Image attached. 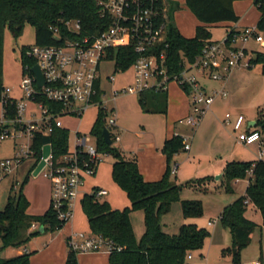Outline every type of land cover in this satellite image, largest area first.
I'll return each mask as SVG.
<instances>
[{
  "label": "built area",
  "instance_id": "obj_1",
  "mask_svg": "<svg viewBox=\"0 0 264 264\" xmlns=\"http://www.w3.org/2000/svg\"><path fill=\"white\" fill-rule=\"evenodd\" d=\"M98 14L107 20L104 29L95 33L82 34L79 19H66L64 24L72 37H61L57 27H53L60 44L29 45L23 56L33 60V64L23 65L20 82L22 95L16 99L8 96L10 88H4L0 110V141L10 139L18 144L12 158L0 160V184L13 173L25 159H33L34 165L42 160L38 171L50 182V207L59 221L67 223L75 214V204L84 194L80 187L87 177L94 176L104 156L109 155L97 147L96 139L90 142L89 133L75 130L72 146L56 154L51 143L41 147L39 156L33 149V138L37 134L48 135L54 128H67L64 117L81 116L89 107L97 105L107 111L104 127L114 142L120 140L121 130L117 124L113 107L103 104V89L100 87V65L109 57V51L119 46L133 45L138 54L132 63L133 82L114 94L141 93L146 90L166 91L171 82L176 83L188 95L189 112L179 119L194 131L210 110L217 97L225 98L227 90L207 88L203 80L225 81L235 69L251 67L252 54L249 44L258 43L264 47L263 31L256 25L227 28L220 40L206 41L201 52L192 62H184L178 73H168L165 49H158L166 35V7H160L158 0H96ZM37 64L43 82L38 84L32 71ZM110 80L112 77H108ZM98 81V85L96 82ZM98 96V98H97ZM9 98L14 101V113H9ZM50 102V103H46ZM222 123L231 128L236 140L243 144L258 142V159H264V135L256 127L244 128L247 119L242 113L233 115L227 111ZM68 129V128H67ZM69 130V129H68ZM188 139H184V149H189ZM50 149L43 156V147ZM174 169H172V172ZM37 174V175H38ZM251 175V171H249ZM90 193L101 198L108 194L104 187H92ZM216 219L208 221L209 225ZM31 228H38L32 223ZM67 247L76 253L112 249L121 246L90 231L72 230L66 238ZM23 253L29 252L26 248ZM191 253L188 254V258ZM241 264H261L258 260L243 261Z\"/></svg>",
  "mask_w": 264,
  "mask_h": 264
},
{
  "label": "trees",
  "instance_id": "obj_2",
  "mask_svg": "<svg viewBox=\"0 0 264 264\" xmlns=\"http://www.w3.org/2000/svg\"><path fill=\"white\" fill-rule=\"evenodd\" d=\"M235 0H185L186 5L200 22L195 26L194 35H183L172 21V15L177 4L172 0H158L160 7H166L167 28L164 41L158 49H165L168 73H178L184 62H192L201 52L206 41L213 40L209 25L223 21L236 22L233 2ZM259 10L256 26L264 32V0H252ZM79 19L82 34H90L104 29L108 22L98 14L96 0H0V100L4 89L2 82V51L4 29L8 27L12 36L18 38L25 23L33 25L37 45L60 44L61 39L55 37L53 27H57L62 38L72 37L64 21ZM29 45H22L20 56L22 66L33 64V60L23 56V51ZM134 46H119L109 51V57L114 59V71L124 70L132 65L137 57ZM251 66L261 65L264 75V52L254 51L250 59ZM98 85V81L96 82ZM98 98V96H97ZM139 104L144 112H167L166 91L146 90L139 93ZM46 103H50L45 101ZM9 113H14V101L9 98ZM107 111L98 107V115L91 127L99 150L112 155L115 160L111 167V178L121 188L130 201L128 206L113 208L107 200H101L94 194H84L81 207L88 222L89 231L101 234L110 239L120 250L112 249L108 253L111 264H191L187 261L188 254L203 247L210 232L194 222L183 223L177 233L163 230L161 215L169 212L173 202L179 200L181 212L185 218H199L203 215V204L199 199H180L185 186L200 187L213 181V176H204L177 183L171 179L173 156L184 149V139L174 134L164 140L161 151L165 155L166 168L157 180H145L139 171L134 158H125L117 147L108 145L102 136ZM256 126L264 130V118L259 113ZM69 130L56 127L48 135L37 134L33 138V149L37 156L45 143H51L56 154L66 151ZM249 183L245 193L233 202L225 205L219 215L221 224L228 228L232 242L222 249V254L231 255L234 264H241L239 254L241 249L250 242V236L255 228V222L245 216L247 202L254 204L264 215V159L253 161H229L226 163L219 179L225 178L226 192H233L232 181L249 175ZM29 174L20 183L11 184V192L0 209V242L1 248H19L25 245L32 236L40 232V227L55 231L63 226L54 211L49 206L42 214H30L27 209L29 200L23 192V186ZM96 188V187H94ZM206 187H203L205 189ZM141 209L144 214V232L136 239L130 220V212ZM37 223L38 228L31 229V224ZM16 253L10 257H1L0 264H30V255ZM63 264H79L77 253L68 248Z\"/></svg>",
  "mask_w": 264,
  "mask_h": 264
},
{
  "label": "rangeland",
  "instance_id": "obj_3",
  "mask_svg": "<svg viewBox=\"0 0 264 264\" xmlns=\"http://www.w3.org/2000/svg\"><path fill=\"white\" fill-rule=\"evenodd\" d=\"M177 4V8L174 10L172 15V21L178 27V29L187 37L193 36L195 31V26L198 24V19L190 8L186 5L185 0H172ZM237 5L238 13L241 16V22L247 24H256L257 18H259V10L254 4H249L248 1L240 2ZM228 26L225 23H217L209 25L211 31L212 39L220 40L227 32ZM264 36V32H263ZM35 42V30L33 25L30 23H25L23 32L18 38H14L8 29H4V40H3V51H2V82L4 88H10L8 96L18 99L21 95L20 82L22 79L23 66L21 62L20 49L22 45H32ZM250 49L254 51L264 52V47L258 43L251 42L249 44ZM250 54L253 55L251 50ZM243 73L235 84V89L237 91L234 94V100L236 101L238 109L243 113L247 120H256L259 113H262L264 118V75L261 73V65L255 63L249 68H243L239 70ZM108 77H112L110 80ZM253 80L256 82L255 88L248 86L249 82ZM133 82V68L129 66L124 70L114 71V62L111 60H106L100 65V87L104 90L102 95L103 104L108 107H113L116 114L117 124L121 130L120 140L114 142L112 146L117 147L121 150L122 155L125 158H129V132L133 133L142 128V125L146 127H151L150 132L143 135L142 140H153L155 138H162L164 136L165 128L160 127L164 123V117L161 114H146L143 112L139 104V94L138 93H122L121 91L114 94V91L120 90L122 87L127 86ZM176 83L171 82L169 84L170 95L179 90ZM179 87V86H178ZM228 98V96H227ZM1 110V102H0ZM225 109H222V116L224 115ZM231 112V111H230ZM98 115V106L93 105L89 107L81 116L76 117H64L63 122L65 126L69 129V146H72L75 130H79L81 133L91 134V127L96 120ZM205 117V116H204ZM264 135V130L258 126ZM175 132L177 134L186 135L187 133H192V130L184 123L175 124ZM231 132H233L231 130ZM234 133V132H233ZM235 135V134H234ZM90 142H94L95 137L91 134ZM191 142L190 140L188 141ZM240 143V142H239ZM18 144L10 139H4L0 141V160L5 158H12L18 149ZM260 144L258 142L252 144H238L234 148V153L231 158H239L245 156L247 158L258 156L260 150ZM205 148L202 149L203 157L198 161V159H192L191 162L185 164H180V168L177 173L171 174V179L183 183L190 179L197 177H202V173H196V169L205 163ZM186 150H180V155H186ZM257 154V155H256ZM25 159V160H29ZM115 158L112 155H106L103 161L99 165L100 175L98 178H93L94 176L87 177L84 180V184L80 187L81 194H89L92 190V183H98L108 189V194L102 196L101 200H107L113 206V208H123L130 204L125 192L115 184L111 178V167ZM239 160V159H236ZM180 158L177 156L171 162V167H173L174 162L178 163ZM201 162V164L199 163ZM25 169V165L18 168L17 172L10 173L7 175L0 184V208H3L6 197L8 193V185L11 183L22 182L20 180L22 172ZM15 173V174H14ZM204 175V174H203ZM248 178V176L244 177ZM241 178V179H244ZM241 181L236 186L231 184L233 192H226L224 188L225 178L217 179L216 181L207 182L200 187L196 186H185L183 187L180 199H199L203 204V216L197 220L200 226L205 227L209 230L210 235L205 239L203 247L199 250L191 251V257L187 259L191 264H234L231 255L222 254V249L230 246L232 242L231 233L229 229L224 228L219 219V209L221 206L226 204L232 198L243 195L244 193V183ZM49 180L43 177L41 174L34 175L33 172L29 174L27 181L24 184L25 192L37 202L42 201L49 187ZM99 186V187H100ZM19 187V186H18ZM203 187H206L203 189ZM179 200L175 201L171 205L169 212L161 215L162 228L168 233H177L179 226L182 222V214L179 206ZM75 210H77V216L79 225L83 228L81 231H89L86 216L82 210L81 202L78 200L75 204ZM143 211L141 209H134L130 212V217L132 223L137 232V224L140 227V235L142 236L144 228ZM246 214L255 222V228L251 233L250 242L244 246L239 254L240 261L253 260L254 258H263L264 264V229L261 237L260 227L264 224L262 223L263 218L261 212L250 203L247 205ZM208 219H216L214 225H217L219 229H226L225 233L221 235L218 234L214 240L211 238V232L214 229L213 225H208L206 222ZM205 223V224H204ZM204 224V225H203ZM64 224L63 226H65ZM264 228V226H263ZM49 231L39 232L26 243L33 253L30 255L31 259L35 262H40L42 260V255L38 248L45 242ZM21 248V246L19 247ZM38 250V251H37ZM17 250L14 247L8 246L1 248L0 242V256L10 257L16 254ZM35 257V258H34Z\"/></svg>",
  "mask_w": 264,
  "mask_h": 264
},
{
  "label": "crops",
  "instance_id": "obj_4",
  "mask_svg": "<svg viewBox=\"0 0 264 264\" xmlns=\"http://www.w3.org/2000/svg\"><path fill=\"white\" fill-rule=\"evenodd\" d=\"M242 1H244V0H235L233 2L234 10H235L236 14L239 16L238 21H236V22L223 21V22H219V23H225L228 27L233 26V25H236L239 27L248 26V25H256L255 23L247 24L245 22H241V16L238 13L237 5H240L241 4L240 2H242ZM245 1H248L249 4H253L252 0H245ZM199 23L200 22L198 21V24ZM215 40H217V39H215ZM239 70H242V69L233 70L231 72V74L228 76V78L223 82L212 81V80H208V79L203 80L204 85L207 88L223 87L228 92V95H227L228 98L227 97H225V98L217 97L213 101V103L211 104L210 110L206 113V115L203 118V120L201 121L200 125L194 131H192V133H187L186 135L185 134L184 135L179 134L183 137V139L189 138L188 141L190 140L191 142L190 143L188 142L189 143V149L186 150L187 151L186 155H182L181 157H179V155H180V151H179L173 156V159L175 156H177L178 158H180V161L178 163L174 162V165L172 167V169H174V171L172 173H175V172L177 173L178 169L180 168L179 167L180 164H185L187 162L190 163L192 159H196V158L199 161L201 159L200 157H203V153H202L203 148L207 149L206 154H204L205 155V163L203 165H200L195 171L197 174L202 173V177L208 176V175L213 176L214 177L213 181H216L217 179H219L218 177L222 174L226 163L229 161H253V160L258 159V156L251 157V158H247L245 156H241L239 158H231L233 156H230V155H233L234 148H236V146H238V144L240 145L243 143H239L236 140V137L234 135L235 133L231 132V128L228 126H225L222 123L223 116H224V115L222 116V109H225L224 114L227 111H229V112L231 111V113L233 115H235L237 113H242L240 111H236L238 109V107H237L236 101L234 100V94L237 91V89H235L236 81L241 76H243V73L240 72ZM255 85H256V82L253 80H251L248 84V86L254 87V88H255ZM177 88L179 90H177V92L173 91V94L170 95L169 85H168V88L166 90L167 112L165 114L145 112L146 114H158V115L161 114V115L165 116L164 117L165 118L164 123L159 128L160 132H162L161 128H163V127L165 128V131L163 134L164 136H162V138H158V139L155 138L153 140H150V139L149 140L148 139L142 140L143 135L150 132L149 129H152L151 127H146L144 125H142V128L138 131H135L133 133L129 132V147H130L129 148V158L136 159L139 171L141 172V174L143 175L145 180H157V179L161 178V176L163 175L165 168H166V159H165V155L161 151L162 144H163L165 139L170 138L174 134H177L175 132V124L178 123L179 122L178 120L185 117L189 112L188 95L180 87L177 86ZM249 127H252V128L256 127L258 129V126H256V120H247V123L244 125V128L246 129ZM245 145H247V144H245ZM183 150H185V149H183ZM236 159H239V160H236ZM199 163L201 164V162H199ZM22 165H25V169L22 172V176L20 178V180L23 181L24 178L28 174H30L31 171L33 172V170L35 169L34 160L33 159L24 160L19 165V167ZM19 167H17L15 169V173L17 172ZM99 170L100 169L98 166L97 171L94 174L93 178H98V176L100 175ZM250 176L251 175L249 174L248 178L234 179L232 181V184L234 186H236L241 181H245L244 182L245 183L244 184V192H243V193H245V189L249 183V177ZM20 183L21 182H17V187L20 185ZM11 184L12 183L10 181L8 188H7V190H8L7 196L11 192V189H10ZM99 186L100 185L98 183H92V187H99ZM100 187H103V186H100ZM23 192L26 195L27 199L29 200V207L27 209L28 213H30V214H42L49 207V205H50V184L48 187V192H47L45 198L41 202L40 201L36 202L28 194V192H25L24 186H23ZM236 198L237 197L232 198L226 204L221 206V208L219 209L218 215H220V213H221V211L225 205L233 202ZM182 199H184V198H182ZM250 203L251 202H247V205ZM111 206H112V204H111ZM179 206H180V210H181L180 202H179ZM203 213H204V211H203ZM76 214H77V210H75V214H74V217L72 220L68 221L67 223H65L66 224L65 226H62L61 228L56 229L55 231H49V230L43 229L42 227L39 228L40 232L49 231V234L47 235L46 240H44L45 242H43V244L40 246V248H38L39 252L42 255V260L40 262L36 261L35 264H63L65 262L66 255L68 252V247H67V243H66V238H67L68 234L72 230H82L83 229V228H81L82 225H79L78 217H76L77 216ZM181 214H182V212H181ZM142 215H143V220H144V214H142ZM245 216L248 219L252 220L246 214V212H245ZM201 217H199V218H201ZM199 218H185L182 215L181 224L194 222L197 225H199V223L197 222V220ZM262 218H263L262 223L264 224V215H262ZM130 220H131V224L133 227L135 237H136V239H139L138 237L141 234L139 224H137V232H136L134 225L132 223L131 217H130ZM210 220H213V219H208L206 223L208 224V221H210ZM252 221H254V220H252ZM87 225H88V222H87ZM212 225H213V227L215 226L211 232V238H213L212 240H214V238H216L218 236V234L221 235L222 233L224 234L226 232L225 231L226 229H219L217 227V225H214V224H212ZM263 226L260 227L261 237H262V233H263V229H264ZM224 228H226V227H224ZM143 232H144V228H143ZM225 234L227 237L228 236L227 233H225ZM231 238H232V236H231ZM23 248H26L28 251H31V248H29V246L27 244H25V245L21 246V248H16V250H17L16 253H23V251H22ZM108 254L109 253L106 250L79 252V253H77V260H78L79 264H111L108 260ZM253 260H258L261 262V264H263V258H261V257L259 259L254 258ZM241 262H243V261H241ZM30 264H34V260L31 259Z\"/></svg>",
  "mask_w": 264,
  "mask_h": 264
},
{
  "label": "water",
  "instance_id": "obj_5",
  "mask_svg": "<svg viewBox=\"0 0 264 264\" xmlns=\"http://www.w3.org/2000/svg\"><path fill=\"white\" fill-rule=\"evenodd\" d=\"M32 71L34 72L35 76H36V79H37V82L39 85L42 84L43 82V79H42V74H41V71L39 69V66L37 64L33 65L32 67ZM102 136L104 138V141L108 144V145H111L112 141L110 139V136H109V131L107 128H103V131H102ZM49 145H46L43 147V156H46L49 152ZM43 165V161L41 160L35 167V169L33 170V174L34 175H37L38 174V171L40 170V168L42 167Z\"/></svg>",
  "mask_w": 264,
  "mask_h": 264
}]
</instances>
